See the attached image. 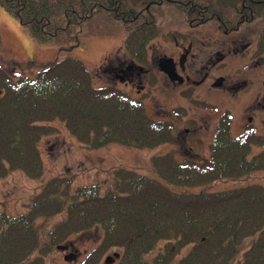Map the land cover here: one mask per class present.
Segmentation results:
<instances>
[{"label": "trees", "instance_id": "trees-1", "mask_svg": "<svg viewBox=\"0 0 264 264\" xmlns=\"http://www.w3.org/2000/svg\"><path fill=\"white\" fill-rule=\"evenodd\" d=\"M136 1L0 3L36 39L46 42L49 32L61 34L64 23L77 21L81 12L94 14L106 8L121 15H141ZM157 1L148 0L151 4L171 0ZM241 1L252 8V20L264 17V0H207L203 4L188 0L186 5L197 14L205 4L220 11ZM135 33L126 38L125 46L138 52L146 31ZM260 45L264 49V28ZM55 118L63 120L70 133L90 148L113 142L154 148L176 136L169 121L146 114L141 97L112 85H94L92 72L74 56L57 59L34 77L12 76L0 64V180L16 169L34 179L42 177L38 143L50 131L42 122ZM262 137L252 125L234 134L230 116L225 114L218 122L210 154L203 160H177L170 152L153 155V176L121 167L107 180L80 186L67 202L69 180L57 176L34 195L28 211L17 215L0 211V264H42V255L56 242L96 224L101 227V243L77 264H98L100 248L114 247L121 249L116 264H264V185L246 181L252 173L264 170ZM256 144L262 146L257 152L253 150ZM227 181L234 185L212 189ZM198 187L201 190H193ZM62 211L63 219L42 242L38 218ZM161 242L165 245L157 250ZM174 246L177 251L189 249L178 258Z\"/></svg>", "mask_w": 264, "mask_h": 264}, {"label": "rangeland", "instance_id": "rangeland-1", "mask_svg": "<svg viewBox=\"0 0 264 264\" xmlns=\"http://www.w3.org/2000/svg\"><path fill=\"white\" fill-rule=\"evenodd\" d=\"M195 1L207 3V0ZM240 3L239 8L242 6ZM190 8L192 7L187 6L185 0L160 1L157 4H151L148 0H137L135 9L143 10L141 15L127 13L121 15L118 11L111 12L106 8H100V11L94 14L81 12V18L76 17L77 21L68 20L64 23L63 31L59 30L61 34L51 31L48 34V37H51L49 41L42 42L0 3V64L10 75L34 77L57 59L74 56L92 72L94 85L98 87L112 85L141 97L146 114L157 120L169 121L177 135L175 140L154 148L138 149L117 142L90 148L70 133L63 120L55 118L49 122H42L50 128L48 134H44L38 143L43 161L42 177L34 179L16 169L2 178L0 211L15 215L28 211L34 195L57 176L69 180L67 202L80 186L107 180L113 170L121 167L153 176L151 166L153 155L170 152L177 160L184 157L203 160L210 154V144L214 139L218 122L225 114L230 116L234 134H240L247 126L254 125L257 134L264 138V63L261 65L257 63L260 58H264V51L257 48L256 51H259L253 54L250 49L248 51L236 49V45L244 40L242 37L248 38L244 43H255L260 38L264 28V17L252 20L238 34L230 32L232 38L228 39L224 37V27L221 25L225 23L227 15L236 13L234 8L225 10L226 14L222 21L214 18L203 22L188 14ZM211 11L215 12V9ZM139 30L146 31L145 41H142L143 49L134 52L125 46L126 38ZM192 32H195L196 37H200V41L194 44L195 55L207 61L210 74L206 84L200 86L193 84L191 90H185L187 81H184L183 85L173 84L174 81H183L176 79L171 82L163 77L160 72V60L165 53L179 51L176 41L179 45H188ZM212 38L220 43L216 48H212V53H207V50L199 51L201 47L206 48L205 45ZM217 49L224 53L225 57L213 62ZM193 59L189 58V62ZM132 60L144 62L145 65L147 61L152 70L148 77L141 73V78H136L139 82L136 84L143 85V89L130 88L120 79L123 73L119 70H124L120 65ZM189 70L191 69L187 67V72ZM221 76L228 81L232 79L227 82L228 84L239 80H247L249 84L240 91L212 86ZM139 90L141 91L138 92ZM187 126L191 127L189 132L182 129ZM261 148V145L256 144L253 150L257 152ZM246 181L264 185V170L252 173ZM233 185L231 181L219 182L212 189L220 190ZM193 190L199 191L201 187ZM55 213L49 218L40 217L37 220L42 242L48 238V231L63 219L65 211ZM101 234V227L98 224L68 234L42 255V264H77L83 261L99 246ZM164 245V242H161L157 250L162 249ZM173 248L178 258L184 256L189 249L186 247L177 251L175 246ZM119 252L121 249L116 247L108 250L100 248L98 264H114L116 260L113 263H107L106 260ZM34 255L38 256V253Z\"/></svg>", "mask_w": 264, "mask_h": 264}, {"label": "flooded vegetation", "instance_id": "flooded-vegetation-1", "mask_svg": "<svg viewBox=\"0 0 264 264\" xmlns=\"http://www.w3.org/2000/svg\"><path fill=\"white\" fill-rule=\"evenodd\" d=\"M186 1H188V0H185V2ZM240 4H242L241 8H239V4H236L233 6H224L220 10V13L222 14L223 17L217 16V19L219 21H222L223 18L225 17V14H226L225 10L227 8H234L236 10L235 14L227 15L225 23H223L221 25L222 27H224L223 35H224V37H227L228 39L232 38V37H230V36H232L230 34V32L238 34V33L242 32L241 30L245 25L252 22L251 16H249L252 14V11H253L252 8L247 6L244 3V1H241ZM258 6H260V5H258ZM198 8L201 9L202 12L200 11L196 14L194 12V9H192V10L188 9L187 12L190 16L194 15L195 19H197L198 21H203V20L208 21L211 19V17L213 18L214 15L211 13V9L207 4L203 5L202 7H198ZM259 9H261V8H259ZM214 14L217 15V13H214ZM261 34H262V32H261ZM260 37H261V35H260ZM242 38L244 40L239 45H236V49H244V51H248L250 49V51L253 54L258 52L259 50L264 51V49L260 45V38L257 39V41L255 43H253V42L244 43L246 40H248V38H247V36L242 37ZM176 39L177 38H175V40ZM189 40L190 41H189L188 45H185V44L179 45V42L176 41L177 46L176 45H174V46H176L179 49V51L172 52L171 54H169V53L163 54V57H170V58L174 59V62L176 65L177 75L179 77L178 80L183 81V82H178V81L172 80L169 76H167V74H165L160 69V72H162L163 77L166 79H169L171 82L174 81V82H172L173 84L179 83L180 85H183L187 81L186 85L184 86L185 90H187V89L191 90L192 87L194 86L193 84H196L197 86L206 84L207 78L210 74V72L208 70L209 66L207 65V61H204L203 59L196 57V55H195L194 44H196L200 41V37L199 36L196 37L195 32H192ZM217 44H220V43H217L212 38L211 41L207 42V45H205L206 48L201 47V48H199V51H203V50L206 51L207 50V53L211 54L212 48L213 47L216 48ZM257 48H259L258 51H256ZM210 57H211V55H210ZM224 57H225V54L219 52V49H217V52L215 54V59L213 60V62H216L217 60H221ZM189 58H194V59L191 62H189ZM134 60L136 61V59H134ZM135 61L132 60L129 63L123 62L120 65V68H124V70L123 69L119 70L123 73V75L120 76V79L122 80V82L124 81L123 83L125 85H129L130 88H133V87L137 88L138 87L140 89H143L144 88L143 85L136 84V82H138L136 78L137 77L141 78V73L143 75H145L146 77H148L149 74L152 73V70L149 67L147 61H146V65L144 64V62L139 63V62H135ZM257 63L259 65H261V63H264V58H260V60H258ZM187 67L191 69L188 72H187ZM220 79H221V81H220ZM230 81H232V79L228 81L227 78L221 76V77H218L216 79V81L213 82L212 86L217 85L219 89H224V90H229V91L230 90L240 91L243 87H245L247 84H249L247 80H244V81L239 80L237 82H233L232 84H228L227 82H230ZM140 91L141 90H139L138 92H140ZM136 97H138V96H136ZM252 116H254V115H252ZM250 119H251V117H250ZM190 128L191 127L187 126V127H183L182 129L185 130L186 132H189Z\"/></svg>", "mask_w": 264, "mask_h": 264}, {"label": "water", "instance_id": "water-1", "mask_svg": "<svg viewBox=\"0 0 264 264\" xmlns=\"http://www.w3.org/2000/svg\"><path fill=\"white\" fill-rule=\"evenodd\" d=\"M160 68L164 71L172 80L179 79L176 71V65L173 58L163 57L160 60ZM221 81V79H220ZM116 257H119V253H115ZM115 259L112 256H109L106 260L107 263H113Z\"/></svg>", "mask_w": 264, "mask_h": 264}]
</instances>
